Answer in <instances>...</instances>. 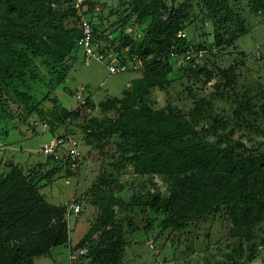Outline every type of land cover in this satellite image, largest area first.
<instances>
[{
  "label": "trees",
  "instance_id": "1",
  "mask_svg": "<svg viewBox=\"0 0 264 264\" xmlns=\"http://www.w3.org/2000/svg\"><path fill=\"white\" fill-rule=\"evenodd\" d=\"M72 1L0 0L2 108L5 109L3 100L10 101L17 105L22 114L30 117L49 98L46 88L63 86L67 89L64 87L65 80L81 54L78 46L81 36L79 13L72 6ZM233 1L239 0L210 1L209 7L214 8V16H219L216 28L221 30L211 45L195 42L188 36L178 37L179 31L187 32L193 23V6L188 2L177 5L176 0H172L171 4L167 0H132V18L127 23L132 26L150 18L148 26L143 27L142 35L120 27L115 35L102 33L98 37L94 26L95 42L99 44L102 39L106 40L108 44L101 45L99 49L114 52L126 62L137 55L148 65L143 70L146 75L156 79L165 78L170 73L171 61H179L178 57L170 56L171 51L176 50L181 54L191 46L196 49H220L234 43L240 33L230 27L236 20L231 4ZM246 1L250 9L264 15V0ZM85 5L86 14L93 6L89 1ZM67 17H71V22ZM240 29H244L242 24ZM194 61L195 58L187 60L184 68L194 74L206 75L208 81L216 78L217 73L205 64L197 63L193 67ZM218 74L229 87L236 79L233 66L219 68ZM48 77L50 79L46 81ZM216 82L213 84L219 89L220 83ZM141 85L142 81L136 80L133 90L122 99L117 119H105L97 124V128L93 127L94 119H89L88 113L84 112L87 106L95 108L88 97L82 108L62 110V121L56 127L52 124L53 135L65 132L68 118L71 119L70 128L73 122L82 118L85 138L90 145L100 146L103 133H118L121 148L125 147L120 154L130 149L129 153L136 161L137 173H158L168 179L167 195L160 191H149L146 201L139 203L145 206L143 213L149 208L154 214L147 217V223L143 226L147 231L157 225V236L167 233V237L173 239L172 235L176 232L188 231L187 234L192 237V227L220 215L221 219L230 223V229L239 235L238 248L226 254L230 262L246 264L255 259L259 253L258 247L264 246V151L255 154L254 149L234 138L232 129L227 133H218V127H203V133L219 137L215 143L203 140L191 117L181 108L169 104L165 109L154 111L145 101L149 89L147 87L142 91ZM249 107L248 102L240 104V109L235 111L238 120L250 122L244 112ZM252 114L258 113L253 111ZM216 122L225 127L224 120L217 119ZM148 124L153 127L150 128ZM154 126L162 128L164 134L161 139L166 140L164 146L160 144V138L155 143L153 135L148 133L156 129ZM58 128H62V132L56 134ZM222 142L226 143L223 147ZM128 159H132V156ZM126 161L129 160L125 158L121 166L115 162L114 170H123ZM43 166L48 168L40 178H51L62 171L67 177L79 172L71 169L67 157L56 159L47 156ZM41 180L13 164L0 176V264H35L36 258L49 254L53 247L60 245L68 246L70 252L87 246L89 253L82 259L84 264H125L126 235L138 232L140 227L132 219L126 227L123 223L114 224L118 210L130 207V202L120 191H114L118 176L112 171L103 172L89 191L98 199L101 207L90 230L76 245H72L70 240L68 202H47L39 189ZM134 200L131 204L136 205L138 201ZM75 202L81 203L79 200ZM99 232H102L99 242L92 245V238ZM207 236H211L210 231ZM88 257L90 260H86Z\"/></svg>",
  "mask_w": 264,
  "mask_h": 264
},
{
  "label": "rangeland",
  "instance_id": "2",
  "mask_svg": "<svg viewBox=\"0 0 264 264\" xmlns=\"http://www.w3.org/2000/svg\"><path fill=\"white\" fill-rule=\"evenodd\" d=\"M83 1L84 6L88 1L93 6L86 16L93 21L98 37L102 33L115 35L120 27L131 28L133 34L142 35L143 27L148 26L150 21V18H147L139 23L140 25L134 23L132 26L127 23L132 18V0ZM171 1L167 0L169 4ZM210 1L176 0L177 5L188 2L193 6V23L187 28L188 38L207 45L214 43L215 35L221 33L215 24L219 16H214V8L209 7ZM231 4L236 20L230 27L240 34L232 45L220 48L216 56L205 57L207 68L217 73L216 78L211 81H208L204 74H194L186 70L180 60L171 61L168 76L156 79L152 75H146L144 71L110 74L104 62L95 59L90 64H85L79 54V59L73 63L65 80L64 87L67 89L63 86L46 88L49 98L32 116L26 117L17 105L3 100L5 109L0 106V176L7 172L12 164L17 165L23 168L25 173L42 179L39 189L47 202L70 204L73 200H79L82 210L79 213L73 212L69 217L72 245L79 243L87 234L101 207L98 199L89 191L103 172L112 171L118 176L114 191H120L130 202L127 210H118L114 224L123 223L126 227L132 219L140 227L138 232L126 235L128 244L125 264H232L226 254L238 248L239 235L230 229V223L221 219L220 215L204 221L198 227H192V237L187 234L188 231H183L176 232L172 235L173 239H169L167 233L157 236V225L148 231L143 227L147 223V217L154 214L149 208L143 213L145 206L139 203L146 201L149 191H160L167 195L168 179L158 173H137L136 161L133 154L129 153L130 149L120 154L125 147L121 148L118 133H103L104 139L103 143L100 141V146L90 145L85 138L82 118L73 122L70 129L85 157L79 172L70 177L62 171L51 178H40L48 168L43 166L47 156L41 149L54 134L52 124L56 127L62 121V110L77 108L81 102L77 96L86 100L90 97L95 108L87 106L84 112L88 113L89 119H94L93 127L97 128V124L105 119L119 117L122 99L133 90L136 80L142 81V91L148 87L145 101L154 111L165 109L169 104L181 108L191 117L201 132L199 137L203 140L213 143L219 140L217 135L203 133V127H218V133H227L232 129L234 138L254 149L255 154L264 151V15L250 9L246 0L233 1ZM66 19L71 22V17ZM241 24L244 27L242 31ZM106 44L108 42L103 39L99 43L100 46ZM231 66L235 67L236 79L229 87L219 76L218 69H228ZM49 79L50 77L46 81ZM159 81L163 83L158 84L161 83ZM215 81L220 83L219 89L213 84ZM247 102L250 107L244 112L250 119L249 123L238 120L235 113L240 109L241 103ZM253 111L258 114L253 115ZM217 119L224 120L225 127L219 125ZM148 126L153 127L151 124ZM154 127L156 129L149 130L148 133L153 135L152 139L156 143L164 133L162 128ZM60 132L62 128H58L56 134ZM165 141L162 138L160 144L163 143L164 146ZM225 145V142L221 143L222 147ZM131 156L133 160L128 159ZM125 158L129 161H126L124 169L114 170V163L121 166ZM118 187L122 189L118 190ZM134 198L138 201L136 205L131 204ZM209 231L211 236H207ZM101 234L102 232L97 233L90 243L96 245ZM258 250L257 257L246 264H264V246H259ZM35 264H71L70 249L66 245L53 247L49 254L36 258Z\"/></svg>",
  "mask_w": 264,
  "mask_h": 264
},
{
  "label": "built area",
  "instance_id": "3",
  "mask_svg": "<svg viewBox=\"0 0 264 264\" xmlns=\"http://www.w3.org/2000/svg\"><path fill=\"white\" fill-rule=\"evenodd\" d=\"M72 6L79 13L78 24L80 27L81 36L78 40V46L81 50L82 59L85 64H90L95 59L99 60L107 65L110 74H117L130 71H143L148 67V65L141 61V59H138L137 55H134L132 57L133 59L130 62H126L114 52L101 51L99 49L100 45L95 42L94 25L84 13V1L73 0ZM126 31L131 32L132 29L127 28ZM187 36V32L184 30L179 31L178 33V37L185 38ZM219 51L220 49L217 47L196 49L191 46L190 48L181 52V54H179L176 50H173L170 52V56L174 58L178 57L179 60L183 62L182 65L186 64L187 60L195 58V61L193 63L194 67L197 63L204 65L205 57H207L208 55L214 56L215 54H218ZM77 98L81 99L78 108H82L87 103V100L82 98L81 96H77ZM70 121V118H68L66 121L65 132L58 136L53 135L52 138L44 144L41 150L46 156H54L56 159H62L67 157L71 169L78 171L79 168H81L80 164L84 160V156L78 146L77 140L75 139L70 130ZM81 210V205L76 203L75 200H73V202L70 203L67 208L68 222L69 217L73 212L79 213ZM88 253L89 249L87 246L81 247L73 252H70L71 264H81L80 262H83V257H85ZM86 260H90V257L86 258Z\"/></svg>",
  "mask_w": 264,
  "mask_h": 264
}]
</instances>
